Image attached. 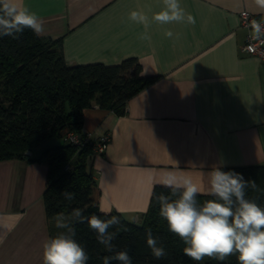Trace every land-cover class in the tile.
<instances>
[{
    "label": "crops",
    "instance_id": "1",
    "mask_svg": "<svg viewBox=\"0 0 264 264\" xmlns=\"http://www.w3.org/2000/svg\"><path fill=\"white\" fill-rule=\"evenodd\" d=\"M18 3L42 18L39 37L61 41L68 64L135 57L141 74L155 77L122 115L97 104L84 109L83 132L109 136L91 160L100 209L140 222L168 172L209 194L213 166L264 163V60L240 50L247 31L240 11L264 16L256 0H181L196 23L163 25L152 19L163 0ZM132 11L149 18L150 40L139 38L145 29L128 19ZM46 175L43 162L0 160V264H43Z\"/></svg>",
    "mask_w": 264,
    "mask_h": 264
},
{
    "label": "trees",
    "instance_id": "2",
    "mask_svg": "<svg viewBox=\"0 0 264 264\" xmlns=\"http://www.w3.org/2000/svg\"><path fill=\"white\" fill-rule=\"evenodd\" d=\"M141 71L135 57L115 64H68L60 40L39 37L31 29H25L19 39L0 37V160L16 158L46 164L43 202L50 237L55 236V217L70 216L77 207L84 209L86 215L95 214L101 219L120 217V225L109 229L117 232L112 241L113 252L97 242L86 222L75 224L74 238L87 252V264H103L104 256L121 250H127L132 264H239L237 254L223 262L208 257L196 262L184 255L186 245L169 231L159 215L156 197L162 193L171 195V190L162 185H154L140 222L129 220L116 210L108 215L100 211L91 166L95 140L83 132V112L97 104L117 115L124 114L128 100L155 78L143 76ZM70 132L78 135V142L69 139ZM55 137L61 142L35 153L42 142ZM220 169L254 180L258 190L246 189V197L264 207V163ZM65 190L75 193V198L64 199L61 192ZM210 199L215 197L205 193L197 196L200 205ZM149 228L165 247L166 257L156 259L151 255L145 239ZM111 264L119 262L113 260Z\"/></svg>",
    "mask_w": 264,
    "mask_h": 264
},
{
    "label": "clouds",
    "instance_id": "3",
    "mask_svg": "<svg viewBox=\"0 0 264 264\" xmlns=\"http://www.w3.org/2000/svg\"><path fill=\"white\" fill-rule=\"evenodd\" d=\"M163 4L162 10L152 17L156 22L162 25L196 23L195 18L182 7L181 0H163ZM256 4L264 8V0H256ZM128 19L144 26L140 39H151L149 18L143 12L132 11ZM250 27L254 33L252 39L264 43L261 39L264 37V25L252 21ZM25 29H31L37 36L45 34L42 18L36 13L21 7L18 0H0V37L19 39ZM165 35L170 39L174 37L172 31ZM209 175V194L215 199L200 205L197 196L201 189L191 178H178L172 172L166 173L159 183L170 189L171 195L162 193L156 197L160 217L167 222L169 231L184 242V255L193 261L200 262L208 257L223 262L237 254L239 264H264V207L246 197V189L258 190L256 182L245 180L240 173L222 171L217 166H213ZM61 195L68 201L75 198V193L66 190ZM172 196L177 198L172 199ZM100 211L108 215L111 209L102 207ZM85 222L95 232L97 242L113 252L112 241L117 232L109 229L120 225V217L111 215L108 219H101L95 214L86 215L84 209L77 207L70 216L58 214L55 217L56 228L63 231L43 243V264H87V252L74 238L75 224ZM145 239L154 258L167 256L165 247L150 228L145 230ZM113 260L119 264H132L127 250L104 256L103 264H111Z\"/></svg>",
    "mask_w": 264,
    "mask_h": 264
},
{
    "label": "built area",
    "instance_id": "4",
    "mask_svg": "<svg viewBox=\"0 0 264 264\" xmlns=\"http://www.w3.org/2000/svg\"><path fill=\"white\" fill-rule=\"evenodd\" d=\"M240 23L243 27L246 28V36L243 44L240 47V50L244 53L255 56L259 60H264V43H260V41L253 40L252 37L254 35L253 30L250 27L252 21H257L264 25V16L257 15L253 12H250L246 9H243L239 13ZM264 39V37H261ZM68 137L71 141L78 142V135L70 132ZM109 140V136L107 134L99 137L95 140L93 145V150L95 153H102L106 149L107 143Z\"/></svg>",
    "mask_w": 264,
    "mask_h": 264
},
{
    "label": "rangeland",
    "instance_id": "5",
    "mask_svg": "<svg viewBox=\"0 0 264 264\" xmlns=\"http://www.w3.org/2000/svg\"><path fill=\"white\" fill-rule=\"evenodd\" d=\"M60 142H61V140H60L59 138H56V137H55V138H49V139L45 140L44 142H42V143H41V144L35 149V153L38 154V153L41 152L42 149H44V148H46V147H49V146H52V145H54V144H58V143H60ZM141 218H142V216H141ZM127 219H129V218L127 217ZM53 226L55 227L54 230H53V234H54V235H57L60 231H62V230L56 228V226H55V219H54V221H53Z\"/></svg>",
    "mask_w": 264,
    "mask_h": 264
}]
</instances>
